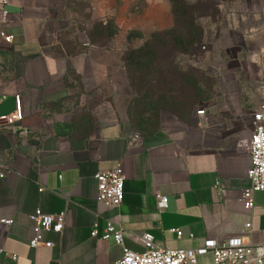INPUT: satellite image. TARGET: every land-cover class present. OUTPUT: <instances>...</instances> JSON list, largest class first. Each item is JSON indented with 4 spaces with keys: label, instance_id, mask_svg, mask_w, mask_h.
Here are the masks:
<instances>
[{
    "label": "crops",
    "instance_id": "obj_1",
    "mask_svg": "<svg viewBox=\"0 0 264 264\" xmlns=\"http://www.w3.org/2000/svg\"><path fill=\"white\" fill-rule=\"evenodd\" d=\"M137 1L146 2L147 30L126 26L124 12L107 17L117 32L106 45L80 41L69 49L65 0H8L7 12L0 10V31L11 35L10 41L0 35V117L13 111L15 94L23 113L22 121L0 128V264H107L122 247L90 234L94 224L102 229L107 221L122 226L123 246L137 252L144 250L138 239L144 232L167 249L235 234L264 243V191L254 193L250 210L240 200L248 184L243 143L250 125L220 135L205 125L203 108L190 126L138 131L112 113L85 108L86 80L95 92L117 85L114 68L125 73L117 63L133 44L130 29L140 30L139 41L173 25L169 0H115L106 7L138 8ZM243 6L251 23L244 41L264 56V0H243ZM220 100L237 112L229 97ZM116 167L124 174V197L117 207H105L95 199L94 175ZM156 195L167 197L165 208H158ZM37 208L64 212L61 232L44 234L50 247L28 246ZM195 264H212L211 258L200 256Z\"/></svg>",
    "mask_w": 264,
    "mask_h": 264
},
{
    "label": "rangeland",
    "instance_id": "obj_2",
    "mask_svg": "<svg viewBox=\"0 0 264 264\" xmlns=\"http://www.w3.org/2000/svg\"><path fill=\"white\" fill-rule=\"evenodd\" d=\"M65 1L63 15L68 22L65 36L68 49L76 48L80 41L88 42V29L97 30L98 21L103 17H118L129 12L126 26H143V30H147L143 25L145 8L142 7L146 2L138 4V8L119 7L114 12L106 6L115 0ZM177 1L181 4L179 10H188L190 14L179 16L169 40L183 53L176 52L170 57L171 62L170 58L162 60L163 49L155 58L144 50L132 52L129 63L133 87L126 73L115 68L111 73L117 80L115 87L104 86L93 92L91 83L86 80L85 108L112 113L134 130L150 131L157 127L190 126L196 122L195 111L203 107L208 129L220 135L246 129L251 122L250 111L264 97V56L244 41L251 23L245 15L243 0ZM187 19L193 21L192 26L183 25ZM139 32L138 28L128 31L132 47L140 46L144 40L137 41ZM188 36L194 37V44L189 43ZM117 64L123 66L121 61ZM223 66L231 71L223 73ZM222 97H229L237 112L224 109Z\"/></svg>",
    "mask_w": 264,
    "mask_h": 264
},
{
    "label": "built area",
    "instance_id": "obj_3",
    "mask_svg": "<svg viewBox=\"0 0 264 264\" xmlns=\"http://www.w3.org/2000/svg\"><path fill=\"white\" fill-rule=\"evenodd\" d=\"M8 0H0L2 14ZM5 40L10 41L11 35L0 31ZM264 65V59H263ZM196 113L204 114L203 107ZM251 122L246 141L243 143L248 153L249 165L246 171L247 186L241 191L240 200L244 209L250 210L254 205V193L264 191V97L250 111ZM23 119L20 97L14 95V109L5 117H0V128L11 122ZM4 172L0 170V178ZM95 199L105 207H117L124 197V174L120 167L98 171L95 175ZM157 206L163 209L167 205L165 195H156ZM34 222L33 235L28 239L31 248L44 246L50 247L52 241L45 239V233H59L64 226V212L46 214L40 209H35L31 215ZM6 222H10L7 220ZM246 232L251 227L248 220L244 223ZM180 234L177 229H172ZM90 234L102 239H112L122 247L121 256L107 264H195L198 257L209 255L212 264H264V243L254 244L245 239L244 234H235L223 239L208 237L199 247L167 249L158 246L150 233L144 232L138 236L144 250L137 252L123 246V228L118 223L107 221L102 229L94 224ZM11 255V258H14Z\"/></svg>",
    "mask_w": 264,
    "mask_h": 264
},
{
    "label": "trees",
    "instance_id": "obj_4",
    "mask_svg": "<svg viewBox=\"0 0 264 264\" xmlns=\"http://www.w3.org/2000/svg\"><path fill=\"white\" fill-rule=\"evenodd\" d=\"M171 2V8H172V15H173V25L171 28H169L168 30H163V31H153L150 32L148 34V37L146 39L143 40V42L141 43L140 46L137 47H129L125 50V52L121 55L120 59L123 62V65L125 67V73H126V79L129 83V85H133L134 81L132 79V70H131V65L129 62H131L132 60V56L134 54H132V52H136L138 50L142 51L144 50L145 53L148 55V53H150L149 55H152L153 58H155V56L158 54L157 52L160 49L164 50V55L162 58V60H167L169 59L171 56H173L176 52L178 53H183L179 50V47L177 44H173L171 45L170 42V38L169 35L170 33H172V31L174 30L175 26H177L178 24V18H180L179 16L182 15L183 16H188L190 13L188 10H183L184 12H181L179 9V4L178 5V1L177 0H169ZM140 5V2L137 1L135 2V6ZM129 9V8H128ZM131 9V8H130ZM107 19V17H106ZM186 24L187 26L193 25V21L187 19L185 21H183V25ZM98 30V31H97ZM97 30L93 27L89 28L87 33V39H88V43L89 44H100V45H106V43L108 42V39L111 38V36L117 32V26L113 24L112 19H107L105 21V23L103 22V20H99L98 21V27ZM141 35V33H138V37ZM190 36H188L189 38ZM196 38V36H195ZM190 41L189 43L194 44V37L189 38ZM146 55V56H147ZM189 56V55H188ZM153 60V59H152ZM151 60V62H152ZM171 60V58H170ZM136 62V60L134 61V63ZM172 62V60H171ZM137 63V62H136ZM173 66V65H172ZM133 87V86H132Z\"/></svg>",
    "mask_w": 264,
    "mask_h": 264
}]
</instances>
